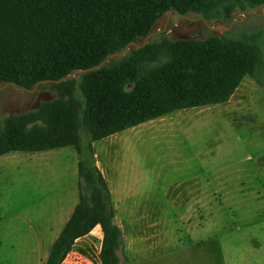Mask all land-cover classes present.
I'll return each mask as SVG.
<instances>
[{
    "label": "rangeland",
    "instance_id": "obj_1",
    "mask_svg": "<svg viewBox=\"0 0 264 264\" xmlns=\"http://www.w3.org/2000/svg\"><path fill=\"white\" fill-rule=\"evenodd\" d=\"M191 15L178 27L164 18L137 43L263 32L264 46V8L237 10L227 22ZM55 84H0V120L58 98ZM230 108L228 117L141 125L93 144L122 231V264H264V87L246 76ZM81 137L86 144L84 129ZM14 154L22 156L0 160V264H38L37 232L77 196L79 155L75 147Z\"/></svg>",
    "mask_w": 264,
    "mask_h": 264
},
{
    "label": "trees",
    "instance_id": "obj_2",
    "mask_svg": "<svg viewBox=\"0 0 264 264\" xmlns=\"http://www.w3.org/2000/svg\"><path fill=\"white\" fill-rule=\"evenodd\" d=\"M264 0H0V84L32 89L102 64L153 32L167 12L229 21ZM263 32L156 41L54 87L58 98L0 120V157L73 146L79 203L46 264H63L97 226L101 264H122L120 227L95 142L176 111L227 103L246 76L264 87ZM86 132L85 144L81 130Z\"/></svg>",
    "mask_w": 264,
    "mask_h": 264
},
{
    "label": "crops",
    "instance_id": "obj_3",
    "mask_svg": "<svg viewBox=\"0 0 264 264\" xmlns=\"http://www.w3.org/2000/svg\"><path fill=\"white\" fill-rule=\"evenodd\" d=\"M239 88L237 89L235 94L238 92ZM234 95L227 103L176 111L174 113L165 115L163 117L151 120L148 123L146 122V123L140 124L138 125V127H140L141 125L148 126L150 124H156V130H165L166 127L171 126L172 124L174 125L185 124L189 120L187 116H190L191 119H196L205 114L214 115V113H217L215 115H217L219 118L224 117V116L228 117L229 115H231V113H233V111H235L234 109L230 108V104L232 102V99L234 98ZM223 112L225 113L223 114ZM170 120H173V122L169 123ZM165 121H167V123H165ZM162 122L163 124H159ZM70 147H73V146H70ZM11 153H15V152H11ZM11 153L0 157V160L4 158H8L10 156H14V157L22 156V155H16V154L10 155ZM37 153H41V152H37ZM44 157L46 158L47 155L46 156L44 155ZM77 169H78V165H77ZM77 191H78L77 196L74 195V197H72L71 200H69L67 204L63 205L62 208L64 211L62 213L59 214V211H58L57 214L56 213L54 214L51 211V214H52L51 218L47 221L46 224L42 225V230H45V232L43 231L37 232L38 239L36 240V243L38 245V249L40 252L38 264H46L54 242L61 234L65 225L69 221L76 205L79 203V187ZM53 217L56 218V221H57L56 224H53L54 223ZM40 236L42 237V239L40 238ZM102 242H103V232H102L101 227L97 226L91 233H89L88 235L76 241L72 251L67 255L63 264H92V262L94 264H101L100 252L102 248ZM95 247H96L95 249L96 251L94 250ZM42 249H47L45 255L41 253Z\"/></svg>",
    "mask_w": 264,
    "mask_h": 264
},
{
    "label": "water",
    "instance_id": "obj_4",
    "mask_svg": "<svg viewBox=\"0 0 264 264\" xmlns=\"http://www.w3.org/2000/svg\"><path fill=\"white\" fill-rule=\"evenodd\" d=\"M171 13H172L171 11L167 12V14H171ZM156 27H157V24L155 25V28L153 29V31H155ZM151 36H153V35H148L147 37H145V39L147 40V39H148L149 37H151ZM145 45H146V43H145V44H142V45H139L138 43L133 42V43H131V44H130V45H129V46H128L123 52H121V53H117V54H113V55L109 56V57H108V58H107L102 64H100V65H98V66H95V67H93V68H89V69H86V70L76 71L75 73L66 76L65 78H63V79L60 80V81H52V80H47V81H51V82H54V83L59 84V83H61V82H64V81H66V80H69V79L72 78V77H76L78 74L85 73V72H91V71L97 70V69H99V68L105 66V65L110 61V59H111L114 55H119V56L123 57V56H125V55L128 53V51L133 50V49H136V48H138V49H139V48H142V47H144ZM47 81H44V82H47ZM40 83H41V82H40ZM40 83H38V84H40ZM43 100H44V102H49V101H50L49 98H44Z\"/></svg>",
    "mask_w": 264,
    "mask_h": 264
},
{
    "label": "flooded vegetation",
    "instance_id": "obj_5",
    "mask_svg": "<svg viewBox=\"0 0 264 264\" xmlns=\"http://www.w3.org/2000/svg\"><path fill=\"white\" fill-rule=\"evenodd\" d=\"M164 18H166L168 20V23H172L174 27H178L179 25L184 26L186 23L193 22L195 20V18H193V16L191 14L179 15V14H175L172 12L171 14H166L161 19H159V21L157 22V27L159 25H161ZM192 27L193 26H191V25L189 28L183 27V29H181L180 32L184 33V34H188ZM154 34H155V32L153 31L150 35H154ZM29 90L34 91L35 88L33 87L32 89H29Z\"/></svg>",
    "mask_w": 264,
    "mask_h": 264
}]
</instances>
